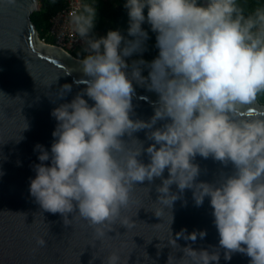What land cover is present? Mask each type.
<instances>
[{"label": "clouds", "instance_id": "clouds-1", "mask_svg": "<svg viewBox=\"0 0 264 264\" xmlns=\"http://www.w3.org/2000/svg\"><path fill=\"white\" fill-rule=\"evenodd\" d=\"M122 6L126 33L98 35L95 3L70 13L86 53L79 61L84 79L74 83L85 87L51 111L53 142L50 151L34 146L40 163L33 165L30 196L66 227L76 218L87 221L94 241L102 242L117 221L129 226L122 213L134 188L159 179L155 203L161 212L172 213L185 190L195 206L207 198L212 209L218 246L181 248L180 237L195 242L207 236L206 230H182L173 244L182 264H219L216 249L224 250L226 262L240 253L249 264H264V111L254 115L249 107L264 95V5L251 13L241 0H122ZM150 32L155 58L131 59L147 51ZM137 86L157 95L148 120L134 118ZM71 92L64 84L57 98ZM141 131L152 142L147 147L134 135ZM197 156L231 164L232 171L214 183L197 182ZM36 244L47 241L38 237ZM119 261L115 251L107 257V264ZM167 264L177 258L170 254Z\"/></svg>", "mask_w": 264, "mask_h": 264}, {"label": "water", "instance_id": "water-1", "mask_svg": "<svg viewBox=\"0 0 264 264\" xmlns=\"http://www.w3.org/2000/svg\"><path fill=\"white\" fill-rule=\"evenodd\" d=\"M39 8V0L0 3V92L6 95H0V264H107V257L114 251L120 257L119 264H167L170 254L182 264L180 248L173 246L182 230H186L185 235L206 230L207 236L195 242L180 237L176 242L181 248L218 246L219 235L208 199L197 207L191 190H185L172 213L161 212V206L155 203L159 179L152 185L146 181L134 188L131 204L122 213L129 226L117 221L114 231L102 242L94 241V230L87 221L76 218L66 227L59 214L43 212L35 203L29 194V179L35 177L33 165L40 163L34 146L40 144L50 151L57 123L51 111L70 102L85 87L74 83L84 79L81 59L39 38L31 20ZM64 84H71L72 92L58 99ZM156 100L155 93L137 86L134 118L148 120ZM249 107L256 109L254 115L264 111L258 101ZM26 122L29 129L24 131ZM134 135L145 141V147L152 143L146 141L144 131ZM141 159L148 162L146 154ZM194 162L201 169L197 182L214 183L222 173L232 171L231 164L225 167L211 157L197 156ZM167 175L165 170V178ZM172 191H178L175 185ZM38 237L47 241L45 247L36 244ZM216 251L221 252L219 264H249L250 258L244 254H233L226 262L224 250Z\"/></svg>", "mask_w": 264, "mask_h": 264}, {"label": "trees", "instance_id": "trees-1", "mask_svg": "<svg viewBox=\"0 0 264 264\" xmlns=\"http://www.w3.org/2000/svg\"><path fill=\"white\" fill-rule=\"evenodd\" d=\"M82 2L83 7L87 4L95 3L98 10L95 32L98 35H105L109 29H120L122 32L126 33L128 17L122 6V0H82ZM39 3V11L33 13L31 16L32 23L37 30L39 38L47 44L54 45V39L49 34V20L64 7L65 1L55 0V2H53V0H39ZM241 4L246 12L251 13L257 7L264 5V0H241ZM149 35L151 38L147 42V51L142 54V57L139 56L146 61H151L157 55V50L154 47L155 35L151 32ZM82 58V56L79 57V59ZM144 75H147V72H145ZM257 101L261 105H264V95L258 96Z\"/></svg>", "mask_w": 264, "mask_h": 264}, {"label": "built area", "instance_id": "built-area-1", "mask_svg": "<svg viewBox=\"0 0 264 264\" xmlns=\"http://www.w3.org/2000/svg\"><path fill=\"white\" fill-rule=\"evenodd\" d=\"M64 7L53 15L50 20L49 34L54 39V46L70 53L76 58L86 55L83 49L84 42L79 35L74 31L70 22V13L73 11L80 12L83 7L82 0H64ZM80 49L79 56H75V51Z\"/></svg>", "mask_w": 264, "mask_h": 264}, {"label": "rangeland", "instance_id": "rangeland-1", "mask_svg": "<svg viewBox=\"0 0 264 264\" xmlns=\"http://www.w3.org/2000/svg\"><path fill=\"white\" fill-rule=\"evenodd\" d=\"M80 53H81L80 49H77L74 54H75V56H79ZM139 58H141V57H139V56H133L131 59H139Z\"/></svg>", "mask_w": 264, "mask_h": 264}]
</instances>
